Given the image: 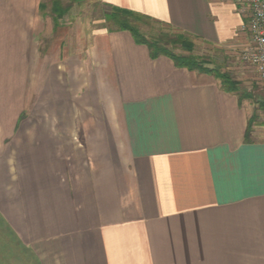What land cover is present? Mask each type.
Returning <instances> with one entry per match:
<instances>
[{"label": "crops", "instance_id": "1", "mask_svg": "<svg viewBox=\"0 0 264 264\" xmlns=\"http://www.w3.org/2000/svg\"><path fill=\"white\" fill-rule=\"evenodd\" d=\"M93 2L195 43L246 38L242 0ZM46 8L0 0V214L21 251L35 264H264V127L247 134L240 96L152 58L105 15Z\"/></svg>", "mask_w": 264, "mask_h": 264}, {"label": "rangeland", "instance_id": "2", "mask_svg": "<svg viewBox=\"0 0 264 264\" xmlns=\"http://www.w3.org/2000/svg\"><path fill=\"white\" fill-rule=\"evenodd\" d=\"M46 2L47 8L45 13L50 14L53 0H42ZM94 0H61L63 5H70L74 16L93 18L97 24L99 20L105 15L104 10ZM244 21L246 20L245 14ZM142 30L148 37L158 35L160 31H171L168 27L152 22L150 25H143ZM246 38H248L245 35ZM194 43L192 52H188L182 48H177V53L189 54L210 62L211 66L219 68L222 73H229L231 78L237 83V94L241 101L247 106L250 119L253 120L254 125H261L264 127V86L258 81L257 75L253 67L247 60L244 59L243 53L248 47L249 41L246 38L239 41L237 45L232 47H221L209 45L206 43H195L191 37H188ZM4 205L2 204V207ZM22 244L14 238V233L8 228L5 221L0 214V257L3 258L2 264H9L8 258H17L24 255L29 257L31 264H35L29 255L28 251H21Z\"/></svg>", "mask_w": 264, "mask_h": 264}, {"label": "trees", "instance_id": "3", "mask_svg": "<svg viewBox=\"0 0 264 264\" xmlns=\"http://www.w3.org/2000/svg\"><path fill=\"white\" fill-rule=\"evenodd\" d=\"M70 9V5H63L61 0H53L52 16L59 17L65 15ZM107 26L111 30L128 31L132 34L138 44L146 45L152 58L160 56L169 57L177 67L186 68L191 71H198L215 76L222 85V88L229 93H237V83L231 78L229 73L220 72L219 68L211 66L210 62L193 55L192 53H177L176 49L182 48L192 52L194 43L187 35L172 31H160L154 37H148L142 30L143 25H150L152 18L134 13L124 9L112 8L110 13L105 14ZM253 120H249L247 134L252 128Z\"/></svg>", "mask_w": 264, "mask_h": 264}, {"label": "built area", "instance_id": "4", "mask_svg": "<svg viewBox=\"0 0 264 264\" xmlns=\"http://www.w3.org/2000/svg\"><path fill=\"white\" fill-rule=\"evenodd\" d=\"M241 12L246 20L240 26L249 39L243 53L245 60L253 67L258 81L264 86V0H242Z\"/></svg>", "mask_w": 264, "mask_h": 264}]
</instances>
